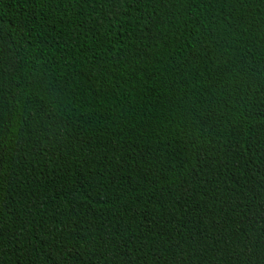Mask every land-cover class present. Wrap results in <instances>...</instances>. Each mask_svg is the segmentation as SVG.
<instances>
[{
    "label": "trees",
    "instance_id": "1",
    "mask_svg": "<svg viewBox=\"0 0 264 264\" xmlns=\"http://www.w3.org/2000/svg\"><path fill=\"white\" fill-rule=\"evenodd\" d=\"M0 264H264V0H0Z\"/></svg>",
    "mask_w": 264,
    "mask_h": 264
}]
</instances>
